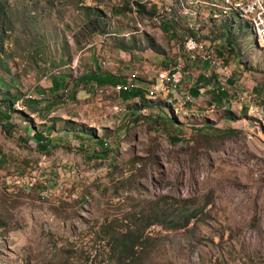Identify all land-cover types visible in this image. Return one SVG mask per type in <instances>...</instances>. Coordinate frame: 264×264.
I'll return each instance as SVG.
<instances>
[{"label": "rangeland", "instance_id": "obj_1", "mask_svg": "<svg viewBox=\"0 0 264 264\" xmlns=\"http://www.w3.org/2000/svg\"><path fill=\"white\" fill-rule=\"evenodd\" d=\"M213 2L227 13L234 0H3L0 97L22 94L26 105L0 123V264H264V44L244 17L188 8ZM200 15L216 24L217 48L232 31L223 103L206 87L185 103L146 92L168 101L171 123L158 106L122 100V85L79 80L100 66L155 81ZM165 18L177 36L161 30ZM182 64L185 87L199 82L201 63ZM52 77L64 80L55 92ZM81 131L101 137L108 157H95ZM128 230L139 234L129 257L115 241Z\"/></svg>", "mask_w": 264, "mask_h": 264}, {"label": "trees", "instance_id": "obj_2", "mask_svg": "<svg viewBox=\"0 0 264 264\" xmlns=\"http://www.w3.org/2000/svg\"><path fill=\"white\" fill-rule=\"evenodd\" d=\"M215 7V6H214ZM217 9H220L218 7H216ZM4 9V3L3 0H0V16L2 15ZM137 10L139 11V13L141 14H147L148 16L152 17L157 10H155L154 8H150V10H146L145 6L139 5L137 4ZM225 12V11H224ZM234 13L235 15H237L238 17L241 18L240 13L236 10V9H232L231 11ZM226 13V12H225ZM155 16H158L159 18H161V15L157 14ZM212 18V17H211ZM214 18V17H213ZM162 20V19H161ZM160 20V21H161ZM247 25L249 26L250 30V24L249 22L246 20ZM178 22L169 19V18H165L164 21L161 23V30L165 31L166 33L169 32V36H177V31H176V27L178 26ZM228 26V25H227ZM252 32V31H251ZM229 33H232L231 28L227 27L224 29L223 31V35L226 37V42L225 43H221L219 45V48H216V53L223 57L226 61L227 56L228 55H232L233 54V45H232V39L231 36L229 35ZM187 35H195L194 31L192 30H186L184 32V36L187 37ZM230 36V37H229ZM2 36L0 35V42H1ZM201 40V38H198ZM264 48V47H263ZM7 73H9V71L7 70ZM79 80L84 82V83H95L98 86H116L118 84H124L125 81L120 78V75H116L114 74V72L111 71H102L99 67L98 68H92V69H88L85 73H83L82 75H80ZM52 81V86L50 89V92H55L57 91L59 88H61V86L63 85V79L56 78V77H52L51 79ZM195 94L197 95V92H195ZM225 93H219L218 95L221 97L223 96ZM118 95L119 97L124 100V101H128L131 99H135L138 98V103H140V107L145 108V107H149V106H158L160 108L159 113L161 114V118H163L165 121H170L171 123L174 121L175 123V119H173V117L171 116V109L170 106H168V101L167 100H162L161 99H157L154 100L152 98H148V94L145 92V89L142 86H139L136 89H127V88H120L118 90ZM20 96V97H19ZM22 97V94L20 95H11V96H7V94H1L0 97V103L2 104V110H0V121H6L8 122L9 119H11V115H10V109L13 108V104L16 100L20 99ZM220 97H217L218 100H221ZM0 104V105H1ZM26 104L22 102V106H25ZM22 109H24V107H22ZM134 111H131V114H133ZM204 126L206 128H210L209 122L207 121V119H205L204 121ZM173 123V124H174ZM203 124V123H202ZM197 130H201V129H197ZM43 132H45L44 130L41 131L39 129H34V133L32 135L36 145L42 149H46L47 146L50 145V140L47 137V135H45ZM75 136H77L78 138H85L89 141H93L99 149H97L96 151H94L93 155L97 158H107L109 155L110 150L107 149L105 147V141H103V139L101 137H97L94 136L92 133H84L83 131H81L80 133H76ZM174 141H178L179 139H177L176 137L173 138ZM79 147H83V142L80 141V146ZM149 224H153V223H149ZM139 240V234L137 233V231L135 230H128L122 233H119L118 235H115V241L118 243V247H119V251L121 252V254L129 257L134 255V248L137 244Z\"/></svg>", "mask_w": 264, "mask_h": 264}, {"label": "built area", "instance_id": "obj_3", "mask_svg": "<svg viewBox=\"0 0 264 264\" xmlns=\"http://www.w3.org/2000/svg\"><path fill=\"white\" fill-rule=\"evenodd\" d=\"M243 1V0H240ZM247 10L252 11L260 19L261 24V35L264 37V0H250L244 1ZM173 54L178 60V63L167 69L158 71L156 76L157 81H153L148 84L145 92L152 90H161L167 93H175L178 91V86L182 80L184 67L183 62L185 59L191 61H198L201 64H206L207 76L212 77L213 83L216 84V93L219 94L221 91H228V78L229 75L225 70V59L216 53L214 44H210L208 47H201V42H195L194 38L183 37L181 45L178 43L174 47ZM208 69V70H207ZM58 73V71H54ZM122 85V88L136 89L139 87L137 72L131 71L126 75V81ZM109 86H99L100 91H105ZM183 103L190 100L188 93L184 94ZM28 94L25 98H30ZM22 106L21 101H15Z\"/></svg>", "mask_w": 264, "mask_h": 264}, {"label": "crops", "instance_id": "obj_4", "mask_svg": "<svg viewBox=\"0 0 264 264\" xmlns=\"http://www.w3.org/2000/svg\"><path fill=\"white\" fill-rule=\"evenodd\" d=\"M205 1H207V0H205ZM209 1H211V0H209ZM214 1V0H213ZM211 6L210 7H208L207 5H199V8H194V10L193 9H191L190 8V6L188 7L189 9H190V13L191 14H194L193 12L194 11H198V9H201L200 11L202 12V14H208L209 12H212L213 13V16H214V18H219V20L220 19H222V18H228L229 16H230V14H232V20H233V23H235L234 22V13H232V12H227V13H225L220 7H219V5H221V4H218V3H215V2H213V3H211L210 4ZM196 6V5H195ZM215 6V7H214ZM206 7V8H205ZM216 7H218V8H220V9H217ZM204 8V9H203ZM186 10H187V8H184L182 11H180V12H182L183 14H187V13H189V12H186ZM196 11V12H197ZM218 13V14H217ZM190 17V16H189ZM189 19H193V16H191ZM204 19L205 18H203L202 19V15H200V17H197L196 19H194V20H192V21H189L188 22V28H189V30H192V31H194V33H195V35H187L188 37L189 36H193V37H195L196 39H198V38H201V40L200 39H198V40H200V41H202V42H205L206 44H208V43H210V44H214V46H215V48H217L216 47V43L218 42V40H213L212 38H211V35H210V32L212 31V28H215V23H214V27H213V23H210L209 24V22H205L206 23V25H204ZM197 20H199L200 22H201V24L199 25V26H197L196 24H195V22L197 21ZM190 23H193V26H190ZM177 30H178V28H177ZM184 37H186V36H184ZM219 48V47H218ZM173 51H174V48H173ZM158 54V53H157ZM169 60V59H168ZM193 62V61H192ZM137 64H139V63H137ZM200 65V70H198V71H195L196 72V74H197V77L198 78H201V79H199V82H196V79H193L194 81H192V85L190 84L188 87H185L186 85H185V83L187 82L186 81V74H188V73H190L189 71H184L183 72V77H182V80H181V82H180V84H179V86H178V91L177 92H175V93H168L167 94V92H165V91H159V90H156L157 92L155 93V96L156 95H159V94H161V93H165V96H169V100L168 101H171V99H177L178 101H181L182 103H183V101H184V94H186V93H188L189 94V96H190V100L189 101H192V99H194V98H199V97H201V90L204 88V87H206L207 88V90H210L211 91V99L212 98H214L216 101H218V102H221V103H223L224 102V97H225V94L227 93V91H221L220 92V94L221 93H225L223 96H219L217 93H216V84H214L213 83V80H212V77H211V80H210V77L209 76H207V73H206V67H207V65L206 64H199ZM100 67V66H99ZM162 69H167V68H161L160 70H162ZM159 70V71H160ZM131 71H135V72H137V70L136 69H134L133 67H132V69H131ZM138 72H137V78H138ZM146 74H150L149 73V71H147L146 70ZM191 74H193L192 72H191ZM120 78H122L124 81H126V76L125 75H120ZM202 79H204V80H202ZM156 81H157V79H155ZM140 80H138V82H139ZM204 83H205V85H204ZM148 84H149V82H144V81H140L139 82V86H142L145 90H146V88H147V86H148ZM117 86H119V85H117ZM195 92H197V95L195 94ZM148 93V92H147ZM217 97H220V99L221 100H218V98ZM22 99H18V100H16V101H21ZM15 103H17V102H14V104ZM14 104H13V106H14ZM16 108V107H15ZM12 119H9L8 121H11ZM3 122H5V121H0V123H3Z\"/></svg>", "mask_w": 264, "mask_h": 264}, {"label": "bare ground", "instance_id": "obj_5", "mask_svg": "<svg viewBox=\"0 0 264 264\" xmlns=\"http://www.w3.org/2000/svg\"><path fill=\"white\" fill-rule=\"evenodd\" d=\"M244 1H250V0H243V1H236L232 3L231 6L228 8H225L226 10H232L236 9L241 17H244L245 20H247L250 24L251 31L252 33L257 37V41L260 42L261 44H264V37L261 35V24H260V19L256 14L252 11L247 10L245 2ZM189 38H194L195 42H198L195 37L189 36Z\"/></svg>", "mask_w": 264, "mask_h": 264}]
</instances>
